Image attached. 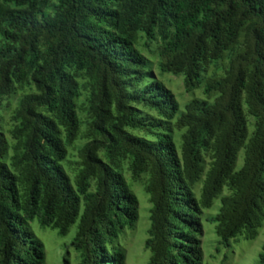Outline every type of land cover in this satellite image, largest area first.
<instances>
[{"label": "trees", "instance_id": "1", "mask_svg": "<svg viewBox=\"0 0 264 264\" xmlns=\"http://www.w3.org/2000/svg\"><path fill=\"white\" fill-rule=\"evenodd\" d=\"M140 192L148 264H206L205 220L216 255L258 237L264 0H0V264L73 229L76 264H126Z\"/></svg>", "mask_w": 264, "mask_h": 264}, {"label": "rangeland", "instance_id": "2", "mask_svg": "<svg viewBox=\"0 0 264 264\" xmlns=\"http://www.w3.org/2000/svg\"><path fill=\"white\" fill-rule=\"evenodd\" d=\"M175 93L180 95L185 100L188 97L184 94V89L182 81L180 79L173 80L170 83ZM241 159L239 160V162ZM140 199V219L135 234L132 231H128L129 235L125 240V247L127 249V261L126 264H148L151 253L150 250L145 248V241L148 236V230L150 227V209L151 205L148 201L147 196L143 193H139ZM219 201L216 202L215 206L206 212V216L209 213H216L218 210ZM75 229L72 233L66 237H60L56 232H44L41 236L44 241L49 238L48 241V254L47 263L48 264H65V256L67 253L69 264H76L73 260V254L70 253L74 251V247L71 246L72 238ZM218 237L215 232V225L204 221V235L202 237L203 248L206 256V264H256L258 260L259 250L264 242V224L259 230V235L255 240L241 238L235 247L231 246L229 248L223 247L219 254H215V249L218 246ZM229 255H231L229 257ZM214 256L218 258L214 259ZM225 256H228L226 258ZM224 257V258H223ZM223 260V262H221Z\"/></svg>", "mask_w": 264, "mask_h": 264}, {"label": "clouds", "instance_id": "3", "mask_svg": "<svg viewBox=\"0 0 264 264\" xmlns=\"http://www.w3.org/2000/svg\"><path fill=\"white\" fill-rule=\"evenodd\" d=\"M240 239H241V238H240ZM240 239H239V240H240ZM239 242H240V241H237V242L235 243V240H234L232 246L235 247V244H238ZM126 253H127V249H126ZM230 256H231V255H230ZM225 257H226V256H225ZM205 258H206V256H205ZM215 258H218V257H217V256H214V259H215ZM223 258H224V257H223ZM126 261H127V258H126ZM221 262H223V260H222Z\"/></svg>", "mask_w": 264, "mask_h": 264}]
</instances>
